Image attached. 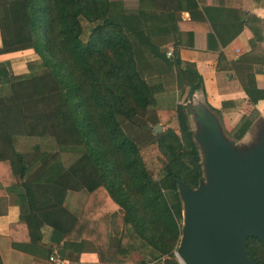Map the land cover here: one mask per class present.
<instances>
[{
  "label": "trees",
  "instance_id": "16d2710c",
  "mask_svg": "<svg viewBox=\"0 0 264 264\" xmlns=\"http://www.w3.org/2000/svg\"><path fill=\"white\" fill-rule=\"evenodd\" d=\"M143 2L129 10L118 0H0V54L30 49L37 57L20 75L0 62V174L23 195L16 225L28 244L36 246L41 229L50 228L46 257L52 248L65 258L91 250L98 264H126L137 250L141 264H180L177 183L193 189L203 179L182 101L195 103L192 93L202 84L197 77L177 91L160 131L142 128L148 132L143 147L124 132L122 124L145 116L163 89L148 79L146 56L163 61L158 72L172 67L196 76L194 65L175 52L164 56L161 46L172 35L152 34L153 27L164 28ZM190 14L207 26L201 12ZM82 20L88 24L85 39ZM240 85L246 98L235 106L237 116L213 110L225 130L236 123L232 140L248 130L258 115L254 104L264 98V90ZM22 139L37 143L20 149ZM63 151L75 155L44 179L42 172ZM74 191L85 193L76 212L64 203ZM243 249L264 264L261 241L247 237Z\"/></svg>",
  "mask_w": 264,
  "mask_h": 264
},
{
  "label": "crops",
  "instance_id": "0c3cea01",
  "mask_svg": "<svg viewBox=\"0 0 264 264\" xmlns=\"http://www.w3.org/2000/svg\"><path fill=\"white\" fill-rule=\"evenodd\" d=\"M118 1L128 6L129 10L136 9L138 2ZM143 3L146 14L152 13L153 20L161 21L160 28H164L160 32L153 27L152 34L172 35L171 40L161 46L165 49L164 53L170 49L180 61L192 63L196 72V76L185 71L177 73L172 67L158 72L166 66L163 61L149 55L144 58L150 74L148 79L163 86L162 91L155 94V104L146 114L151 123L157 122L156 125L161 126V117L177 103V91L189 82L198 81L197 77L201 80L202 90H194L191 98L200 101L211 113L219 110V114L237 116L236 105L246 98L240 85L242 82L252 84L258 91L264 90V0H144ZM194 12H201L207 26L190 18V13ZM177 19L179 22L175 23ZM13 53L0 54V62L7 61ZM14 68L20 67L10 64L11 72L16 74ZM23 72L20 69V73ZM254 108L258 115L243 136L239 140L225 138L233 141L238 150H244L240 147L247 135L261 124L264 127V98H258ZM34 143L37 142L22 139L17 147L29 150ZM70 155V151L60 153L55 160L60 167L54 161L42 172L43 178L53 176L68 162ZM38 178H41L40 174ZM8 180V175L0 174V210H3L0 213V264H49L45 248L50 244V228L44 226L41 229V242L36 246L28 244L22 229L16 225L19 205L24 202L23 195L13 191ZM84 197L83 191L67 192L64 203L70 211L76 212ZM67 250L73 249L67 247ZM53 251L57 252L55 248H52ZM65 259L68 264H98L91 250L71 252ZM140 260L138 252L132 250L127 255L126 264H141Z\"/></svg>",
  "mask_w": 264,
  "mask_h": 264
},
{
  "label": "water",
  "instance_id": "95a60500",
  "mask_svg": "<svg viewBox=\"0 0 264 264\" xmlns=\"http://www.w3.org/2000/svg\"><path fill=\"white\" fill-rule=\"evenodd\" d=\"M195 113L201 169L211 190L206 192L201 181L193 189L177 183L182 204L177 261L257 264L245 254L243 243L254 237L264 244V127L257 142L238 150L233 141L221 136L211 113L202 109ZM152 130L160 131L159 125Z\"/></svg>",
  "mask_w": 264,
  "mask_h": 264
},
{
  "label": "rangeland",
  "instance_id": "374dc122",
  "mask_svg": "<svg viewBox=\"0 0 264 264\" xmlns=\"http://www.w3.org/2000/svg\"><path fill=\"white\" fill-rule=\"evenodd\" d=\"M81 25L83 28V32H82V39H85L86 35H87V30H88V24H86L85 21H81ZM163 50H165L163 48ZM7 62L10 66L11 65H16L20 68H14V71L16 72L15 75H20V74H24L26 72V63H28L29 61L32 60H37V57L34 55L33 52L29 51V52H22V51H17L13 54H10L7 57ZM25 66V68L23 67ZM20 69L21 71H25L23 73H20ZM12 71V70H11ZM167 101V99H165ZM168 103V102H167ZM182 106L186 107L187 110V128L189 130H191L192 132V139L195 141V143L197 144L198 147V152H199V157L202 159V148L199 146V142L195 140V136L197 135V130H198V122L194 119L197 118V114L195 113V111L197 109H202L204 110V112H208L211 113L210 109H208V107H205L202 105V103H200V101H196L195 103L191 102V100L186 99L185 101H182ZM213 115V117L217 120L219 127H220V131H221V136H223L224 138L227 139H231L232 133H233V129L235 128V124L233 123V128L227 129L225 130L224 125L220 124L222 121V116H218L215 115L214 112L211 113ZM151 119H149V117H147L146 115L143 117H136L133 122H124L122 124L123 130L124 132L130 137L132 138L136 144L141 148L143 147V145H145L148 142V132L146 131V133H142V128H146V127H150L155 126L152 125L151 123ZM232 124H230L231 126ZM160 129L161 126L159 125ZM261 127V128H260ZM260 127H257L256 129L253 130V132L248 136H246L243 140V143L241 144L242 149H246L249 146L253 145L255 142H257V140L259 139L261 133H262V129H263V124H261ZM260 128V129H259ZM259 129V130H258ZM258 132V133H257ZM257 133V134H256ZM251 136V137H250ZM240 145V144H239ZM65 152H69V151H65ZM74 152L71 153V156H69L68 161L75 155L73 154ZM201 159H200V164H201ZM67 162V161H66ZM202 167V166H201ZM202 174H203V169H202ZM200 186L206 191L209 192L211 189L209 183L207 182V179L205 177V175L203 174V179L201 181ZM137 251V250H136ZM138 252V251H137ZM138 254L140 255L141 260H142V256L141 254L138 252Z\"/></svg>",
  "mask_w": 264,
  "mask_h": 264
},
{
  "label": "built area",
  "instance_id": "2783aa9c",
  "mask_svg": "<svg viewBox=\"0 0 264 264\" xmlns=\"http://www.w3.org/2000/svg\"><path fill=\"white\" fill-rule=\"evenodd\" d=\"M166 56L171 55V50H167L165 53ZM47 262L49 264H68L67 260L59 255L57 252L53 251L47 256Z\"/></svg>",
  "mask_w": 264,
  "mask_h": 264
},
{
  "label": "bare ground",
  "instance_id": "6f19581e",
  "mask_svg": "<svg viewBox=\"0 0 264 264\" xmlns=\"http://www.w3.org/2000/svg\"><path fill=\"white\" fill-rule=\"evenodd\" d=\"M180 263L182 264V262L180 261Z\"/></svg>",
  "mask_w": 264,
  "mask_h": 264
}]
</instances>
